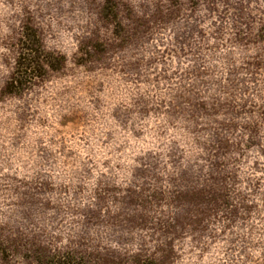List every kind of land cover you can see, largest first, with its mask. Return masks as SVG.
<instances>
[{
    "label": "rangeland",
    "instance_id": "1",
    "mask_svg": "<svg viewBox=\"0 0 264 264\" xmlns=\"http://www.w3.org/2000/svg\"><path fill=\"white\" fill-rule=\"evenodd\" d=\"M61 259L264 264V0H0V264Z\"/></svg>",
    "mask_w": 264,
    "mask_h": 264
},
{
    "label": "trees",
    "instance_id": "2",
    "mask_svg": "<svg viewBox=\"0 0 264 264\" xmlns=\"http://www.w3.org/2000/svg\"><path fill=\"white\" fill-rule=\"evenodd\" d=\"M26 50L36 51L37 54L34 57L33 56L28 57L26 55V53L25 54H21V56L19 58L18 65H17V73H19L17 75H19V76H20L21 72L27 71L29 68L37 69V67H43L44 66L43 65L44 60L43 59L40 60L42 58V56H43V53H42L43 50H41V47H40V50H39V48L38 49H34L33 47H31V48L27 47ZM18 81L19 80L17 78H13V81H12L11 84L15 85L16 82H18ZM63 263L66 264V259L65 260L61 259V260L57 261L55 264H63Z\"/></svg>",
    "mask_w": 264,
    "mask_h": 264
}]
</instances>
